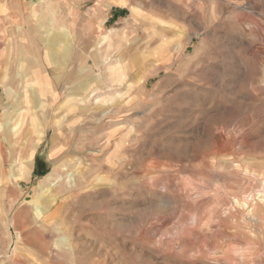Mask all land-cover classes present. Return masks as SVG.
I'll return each instance as SVG.
<instances>
[{
	"label": "rangeland",
	"instance_id": "374dc122",
	"mask_svg": "<svg viewBox=\"0 0 264 264\" xmlns=\"http://www.w3.org/2000/svg\"><path fill=\"white\" fill-rule=\"evenodd\" d=\"M36 4L42 46L0 21V264H264V0Z\"/></svg>",
	"mask_w": 264,
	"mask_h": 264
},
{
	"label": "crops",
	"instance_id": "0c3cea01",
	"mask_svg": "<svg viewBox=\"0 0 264 264\" xmlns=\"http://www.w3.org/2000/svg\"><path fill=\"white\" fill-rule=\"evenodd\" d=\"M83 1H87V0H83ZM89 1H91V0H89ZM43 2H44V0H0V21L7 23V26H8V36L7 37L13 46H16V47L29 46V45L42 46V42L40 41L39 36H37L35 33L28 32L26 29L28 28L27 22H31V21L35 20L37 15L39 14L40 7L36 3L41 4ZM72 7H75V6H72ZM71 11H73V10H71ZM71 11H68L67 15L68 14L70 15ZM69 15H68V28H69L68 30L71 31L72 29L70 27L71 23H70ZM19 28H23V30H25V31L21 32ZM35 76H34V79L32 80V85H34L33 89L36 91H39L41 93V91L43 89V82L36 74H35ZM11 93L12 92L10 91L9 94L7 95L8 97H6V99H5L6 102H3V100L0 99V105L9 103L10 107L12 106L11 97H10ZM42 96L45 97L44 92H42ZM27 100H29V99L26 96V101ZM54 100H59V96L57 95V93H54L52 95V101H54ZM20 111H21V107L17 110V112H19V114H21ZM25 111H26V109H24V111H22V115L24 114ZM5 115L7 117V113H5ZM8 115H10L9 111H8ZM33 115H36L38 118L39 124H42L44 126V129H43V136H44L46 133V128H47L46 126H47L48 122H50V120H51V116H52L51 112H50L49 116L47 115V113H46V117L43 118V116H42L43 120L39 119L37 113H35ZM3 125H4V123H2V121H0V126H3ZM27 125H28V121L26 119L25 125L20 127L22 129L18 130V133L19 132L24 133L23 134L24 139H25L26 131H29ZM43 136H42V138H43ZM25 141H26V139H25ZM30 143H31V141H30ZM26 144L27 143L25 142V146L23 147L24 150L26 148ZM21 148H22V146L18 147V150L16 151L17 155H18V153H20ZM24 158H26V157H24ZM32 163H33V161H32ZM32 168H33V166H32ZM32 168H31L30 172H32Z\"/></svg>",
	"mask_w": 264,
	"mask_h": 264
},
{
	"label": "bare ground",
	"instance_id": "6f19581e",
	"mask_svg": "<svg viewBox=\"0 0 264 264\" xmlns=\"http://www.w3.org/2000/svg\"><path fill=\"white\" fill-rule=\"evenodd\" d=\"M24 109H25L24 107H21V111H20L21 114H22V111H24ZM18 126H19V124H17V123L14 124V126L12 127V130H15ZM20 154H21L20 156H23V151H21Z\"/></svg>",
	"mask_w": 264,
	"mask_h": 264
}]
</instances>
